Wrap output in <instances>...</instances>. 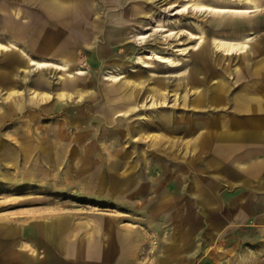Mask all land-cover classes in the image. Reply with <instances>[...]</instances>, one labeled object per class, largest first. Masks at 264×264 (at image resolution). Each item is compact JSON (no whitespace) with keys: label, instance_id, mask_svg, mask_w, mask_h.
<instances>
[{"label":"rangeland","instance_id":"rangeland-1","mask_svg":"<svg viewBox=\"0 0 264 264\" xmlns=\"http://www.w3.org/2000/svg\"><path fill=\"white\" fill-rule=\"evenodd\" d=\"M160 1L72 0L59 24L45 13L43 0H0V42L10 38L34 59H42L46 53H34L28 46L42 33L52 35L71 53V76H64L81 81L80 92L71 90V98L57 99L62 71L37 70L18 51L0 52V75L14 72V88L23 98L29 97L28 87L52 95L39 107L27 104L21 110L0 87V264H264V165L253 179L257 184L234 175L230 163L208 165L196 190L208 189L206 204L188 192L193 172L173 159L194 155V132L212 118L207 104L213 92L223 95L213 103L226 104L240 88L262 90L254 81L258 75L246 69L259 58L254 59L253 47L262 49L264 56V11L246 22L245 30L254 32L256 40L240 60L215 50L211 37L242 30L214 26L202 13L197 24L186 15L173 17L179 20L159 31L173 28L179 36L166 42L158 32L146 43L133 38L135 28H145L154 14H173L172 8H164L180 2L167 0L159 8ZM10 8L20 9L23 16L15 19ZM144 8L149 15L138 14ZM115 19L123 24L116 25ZM9 22L21 27L22 34L12 37ZM113 26L120 27L118 32ZM200 30L205 38L199 48L185 54L172 51L174 45L187 48ZM147 50L170 54L176 66L155 62L146 67L139 57ZM46 58L60 63L55 55ZM12 64L18 72L11 70ZM119 67L120 80L141 82L137 108L129 118L108 119L103 114L104 93L112 82L105 73ZM78 70L81 75H76ZM237 70L242 87H237ZM176 71L182 72L171 73ZM34 80L47 87H35ZM155 86L179 98L168 96L166 107H149ZM194 88L198 93L191 94ZM164 116L166 129L156 127ZM115 127H132L135 133L124 137L121 132L115 137L120 145L112 147L109 138L115 136ZM159 140L158 146L150 145ZM258 144L254 152L264 156V141ZM84 157L90 162L84 163ZM254 205L261 210L253 215ZM124 231L131 234L130 243L117 239ZM79 234L99 239L100 248L79 252ZM109 234L114 244L107 256L102 251Z\"/></svg>","mask_w":264,"mask_h":264},{"label":"bare ground","instance_id":"bare-ground-1","mask_svg":"<svg viewBox=\"0 0 264 264\" xmlns=\"http://www.w3.org/2000/svg\"><path fill=\"white\" fill-rule=\"evenodd\" d=\"M151 1H154V0H151ZM166 2L167 0H161L159 2V6L157 7L160 8L162 5L166 4ZM43 4H44L43 7L45 10V13L48 15V17L54 22H57L59 24L64 23V19H61V18L63 17V15H65V13L68 10L72 8V0H43ZM169 8H172L171 10H174L173 14L166 15V14L161 13V14L152 15V20L146 24L145 28H142V29L135 28L134 29V34L132 37L137 40H140L141 42L146 43V41L149 39V37L153 35V33L158 32L161 34V37L164 38L163 39L164 42H166L167 40H169L170 37L177 38L179 36L178 33L173 32V28L172 29L166 28L163 31H159L160 29H163L165 26H168V24H174L176 23L177 20H179L177 17L176 20L173 21V17L178 16V15H186V20L194 24H197V21H196L197 15L202 13V14L209 15V19L211 18V21L213 20L212 22L214 26H217V27L219 26L228 27L229 26L230 28L236 29V31L242 30V33H237L233 31L232 34H226L222 36L213 35L211 37V41H212V45L214 49L222 53L223 56H228L229 58L236 56L238 59L240 58L243 59L245 55L247 54V49L249 48V44L250 43L255 44V40H256L254 32L245 30L246 22L249 23V22L255 21L256 20L255 18L258 17V14L264 11V0H180V2H178L177 4L173 3L169 5L167 8L165 7L164 9H169ZM10 12L12 13L15 19L21 18L23 16V13L20 11V9L10 8ZM138 14L149 15L150 13L147 12L144 8V9H139ZM121 21H122L121 19H118L115 21V24L121 26L123 24ZM7 27L12 37H15V35L18 36L22 34V28L17 26L13 22H9ZM119 28L116 26H113V30L116 32H118ZM189 35L191 34L189 33ZM204 38H205V33L204 31L200 30V34L198 35L197 38H195V40L191 42H187L185 44V47L187 48L181 47L179 45H174L172 46V51L180 53V54H185L187 50H191V49L195 50L202 45ZM60 41L59 39L53 37L52 35L47 36L42 33L39 36L38 41H34L30 44V46H28L29 49H33L35 51L34 53H40L42 56H43V53H46L47 56L50 54L52 56L54 55L57 56L60 63H56V62L48 60V58H46L47 56L46 57L43 56L42 59H34L33 57L30 56V54H28L25 51V49L17 47V45L10 38H8L7 42H0V52H8V54L10 53L14 54V51H18L20 52L22 56L27 58L29 63L32 66H34L35 69L37 70H43V69L57 70L59 69V71H62V73L59 75V78H61V81H60V84L56 87L57 91L54 93V96H56V98L60 100L67 99V98L72 97V95L68 91L71 92V90H73L75 93L80 92L79 86L81 84V81L79 80L78 77H76L75 79L74 78L67 79L64 76V75L71 76V73L69 72V67H68V62L71 59V53L69 49L65 48L62 42ZM159 43H163V42L159 40ZM253 48H254L253 57L254 59H256L260 56L259 49L256 46ZM37 49H40V50H37ZM142 57L144 60L142 59ZM139 58L143 60V63L146 65V67H150V68L154 66L155 62H157L159 65L164 64L167 67L176 66V62L173 60L171 55L167 53H160V52H156L153 50H147L143 53V56H140ZM259 60L260 58H258L257 62L256 61L253 62L252 64L253 70L251 72L249 69V72L252 75L256 74L257 72L256 69L259 64ZM14 64L10 65V68L12 71L16 72L17 68ZM238 70H237L236 75L239 81L241 80V73H239ZM21 72H23L24 74L23 76L28 75V72H26L25 69H22ZM181 72L182 71L180 72L176 71V72H171V73L181 74ZM121 73L122 72H121L120 67L116 68L114 71H108L105 73V76L107 77L106 79L112 82L109 85V87L106 88L105 93H104L106 97V102L104 103L105 105L103 107V110H104L103 114L105 118H108V119L110 117L111 118L114 117L115 115H121L122 117L126 116L127 118H129L131 112L137 108L136 101L138 99V93L141 87V84H140L141 82L140 80H136V79H126L122 81L120 80L122 78ZM81 74H82L81 70H78L76 72V75H81ZM17 82L18 80L16 79L14 72H8V74L6 75H0V87L6 88V91H7L6 97L14 98L15 106L18 109L22 110L23 108L26 107L27 104L28 105L31 104L34 107H37V106L39 107V105H41L40 103L46 102L52 96L51 94L45 91H40L32 87H28L27 91H28L29 97L26 100L25 98H23L24 93L22 91L15 90L14 85H16ZM32 82L34 86L37 88L47 87L44 83L40 81L34 80ZM19 84L23 86L27 85V83H24V82L22 83L19 82ZM150 91L151 93L149 94V96H150L151 104H149V107H155V106H158V104L161 107H166L165 99L168 96H174L175 99L179 98L177 93H173L172 95H170V92L163 90L161 86H155L151 88ZM245 91H247L246 94L249 95L250 97L251 96L253 97V95H255V92L252 90L251 91L245 90ZM196 93H198L197 89L194 88L193 90H191V94H196ZM216 96L219 97L220 94L219 93L215 94L212 100H215ZM242 107L245 108L244 104L238 102L237 108H242ZM139 119H147V117L146 115L144 116L139 115ZM167 123H168V118L164 116V117H161L158 122H156L155 126L161 129H166V127L168 126ZM150 127L152 128V126ZM112 131L114 132V135H115L114 137L112 136L113 138H109L110 145L112 147H116L120 145L121 143L119 141L120 138H115V137L116 136L119 137V134L121 132H123V135H125L124 137H127L135 133V130L132 127L131 128L127 127L125 130L123 128L115 127ZM160 142H161L160 140L157 141V143L155 141L154 144L150 143V145L158 146ZM129 143L132 144L130 140H129ZM133 143H135V140L133 141ZM137 144L138 143L136 142V145ZM207 153L208 152H206V154ZM86 154H89V151H86ZM88 162H90V159L88 157H84V163H88ZM232 163L235 167L241 170L249 169V165H250L248 160H239V159L235 160L234 159Z\"/></svg>","mask_w":264,"mask_h":264},{"label":"crops","instance_id":"crops-1","mask_svg":"<svg viewBox=\"0 0 264 264\" xmlns=\"http://www.w3.org/2000/svg\"><path fill=\"white\" fill-rule=\"evenodd\" d=\"M16 1L21 2L23 0ZM261 50L262 49H259V55L261 54ZM259 58L260 61L256 69L258 78L254 81H256V83L259 82L258 84H260L262 90L257 92L258 88L252 86L251 89L255 92V95H253V97H250L246 94L247 91H245V89L242 90L240 88L230 98L228 96V102L226 104H215L213 102H215L218 98H223V95L219 93L220 96H216L215 100H212V102H210L211 104H213V106H211V104H207V108L209 109L208 111L211 112L210 114L212 117L210 122H207L204 124V126H200L199 128H197L199 133H197L196 131L194 132V136H196L194 139L195 145L193 146L195 147L194 155L191 156L190 153V156L181 157L182 159L173 156L174 164H177L178 162V167H183L186 170H190L191 172H193V176H188V179L189 177L191 178L192 183L189 187L188 192L192 195L196 194L198 196V199L203 201V203L208 204V189L205 188L202 190H198V193L196 192V190L197 183L200 182L202 177L201 174L204 173V169H206L208 165H221L223 163H230L233 168L234 175H236L237 177H241L246 181H251L252 179L253 183L257 184V179L256 181L253 179L258 176L260 166L264 165V156H262L258 152H254L256 146L259 145L258 143L264 141V106H262L264 105V56H259ZM249 69L251 72L253 70V65ZM249 69L247 68L246 70L249 72ZM237 84V87H242L240 85L241 81H238ZM212 94H214L213 96H215V94L218 93L213 92ZM238 102L244 104L245 108H237ZM206 152L208 153L206 154ZM202 156H206L207 158L202 159ZM234 159L248 160L250 163L249 169H238L232 163ZM211 176L212 175L206 177L212 178ZM151 192L156 194L158 191ZM240 201L241 199L240 197H238L237 202L239 206H241L240 208H243L242 206L244 205H242L243 203H241ZM259 210H261V208H259L257 205H254L250 211L254 215V213ZM112 229H114L113 226H109L108 231L113 232ZM50 233L52 232L50 231ZM95 233H98V231H95ZM54 235L55 234L52 233L49 236L53 237ZM78 237L79 239L77 241V249L79 252L85 251L94 253L98 248H100L99 239H88L84 234H79ZM116 237L117 239H120L122 243H130V240L132 238L131 234L127 231H124L121 234H116ZM112 240L113 239L111 238V234H109L107 239L105 240L106 247L102 251L107 256L112 253L111 246L114 244L112 243Z\"/></svg>","mask_w":264,"mask_h":264}]
</instances>
